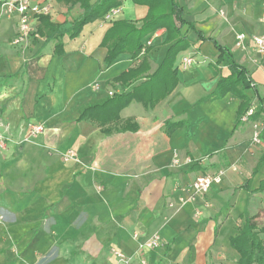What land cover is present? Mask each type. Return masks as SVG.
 I'll list each match as a JSON object with an SVG mask.
<instances>
[{
	"label": "crops",
	"instance_id": "1",
	"mask_svg": "<svg viewBox=\"0 0 264 264\" xmlns=\"http://www.w3.org/2000/svg\"><path fill=\"white\" fill-rule=\"evenodd\" d=\"M177 1L189 43L176 59L178 84L154 110L132 101L110 125L111 135L80 120L81 111L110 92H129L118 79L146 51L152 71L163 63L174 43L166 29L149 34L136 58L125 52L106 62L107 31L118 21L141 26L149 7L122 0L119 13L110 11L72 39L67 33L80 5L37 0L51 6L49 21L64 36L47 41L38 19L28 44L17 47L19 17H0V136L19 142L26 124L45 128L30 143L0 148V264H116L113 250L132 264H237L231 239L245 224L241 216L256 217L264 229V191L257 192L264 167L253 174L264 147L252 143L262 121L237 126L240 99L231 92L215 97L220 78L230 75L217 66L219 46L247 72L253 106L258 96L264 100V55L253 42L264 36V0ZM185 58L194 60L186 70ZM167 122L181 125L167 134ZM125 123L136 130L121 131ZM69 151L76 159L65 161ZM220 170L221 184L194 194L198 177ZM155 235L164 246L139 253V243Z\"/></svg>",
	"mask_w": 264,
	"mask_h": 264
},
{
	"label": "trees",
	"instance_id": "2",
	"mask_svg": "<svg viewBox=\"0 0 264 264\" xmlns=\"http://www.w3.org/2000/svg\"><path fill=\"white\" fill-rule=\"evenodd\" d=\"M139 5L149 7V15L137 26L131 22L118 21L107 31L102 45L109 50L106 62L111 65L119 54L131 52L133 57H137L144 49L143 40L160 29L168 32V42H174L163 61V63L152 71L150 63L146 57L147 51L139 66L129 74L121 76L118 81H122L131 90L127 93L114 95L107 101L90 105L81 111L80 120L89 121L97 125L103 133L111 135L115 129L110 127L113 123H118L119 112L127 107L132 101L141 102L149 111L154 110L163 100H165L176 88L178 84L177 70L175 63L180 52L189 48L187 37L182 34L186 23L183 19V12L177 0H132ZM73 4H79L82 10L81 15L76 19L71 29L68 31L70 38L78 37L84 26L105 17L107 13L122 7V0H70ZM41 23L47 34V41L52 39L60 40L64 33H61L58 26L51 24L49 16H41ZM192 28V26H190ZM221 53L217 66L227 67L230 75L221 77L218 83L215 97L221 98L227 93L234 94L240 99L241 105L238 113L237 126L243 124L242 118L253 106L252 100L245 94L251 88V81L243 67L236 64L232 53L225 48L218 46ZM258 105L255 113L250 118L251 121L261 120L264 125V100L257 97ZM121 128V131L131 129L136 130L135 125ZM181 123L167 122V134H171ZM264 139V129L262 132ZM264 167V151L254 169L253 174H257ZM264 191V182L257 192ZM245 224L240 235L231 239V247L238 253L237 264H264V229L260 230L256 217L242 215Z\"/></svg>",
	"mask_w": 264,
	"mask_h": 264
},
{
	"label": "built area",
	"instance_id": "3",
	"mask_svg": "<svg viewBox=\"0 0 264 264\" xmlns=\"http://www.w3.org/2000/svg\"><path fill=\"white\" fill-rule=\"evenodd\" d=\"M51 6H41L37 0H0V17L12 18L13 16L19 17L18 31L17 35L13 40L14 46L27 45L29 39L35 32V23L41 16H49L51 14ZM121 9H116L113 11L114 14L119 13ZM246 39L245 34H240L237 36V47L242 48ZM254 45L257 51L264 55V36L255 37L253 39ZM194 64L193 58H185L182 61L183 68L189 69ZM112 92L109 96H113ZM255 113V107L249 109L246 115L242 118L243 123H248L250 118ZM264 129L263 123L254 124V132L252 143L254 145H261L263 143L262 132ZM45 132V128L42 125L28 123L23 127V136L20 141H15L10 136H0V148H5L8 142L17 143L19 145L30 143L33 139L42 136ZM71 159H76V154L74 151H69L65 157V161ZM174 163L178 164V156H175ZM232 170L236 171L233 167ZM226 172L220 170L216 173L205 174L198 177L191 185V190L196 195H206L213 186L219 185L223 182ZM137 238V235L134 236ZM164 246V242L159 235H155L146 242L139 243L138 252L142 253L144 251H156ZM113 255L115 256L117 262L116 264H132V258L126 256L121 251L113 250ZM139 264H152L146 259H141Z\"/></svg>",
	"mask_w": 264,
	"mask_h": 264
},
{
	"label": "rangeland",
	"instance_id": "4",
	"mask_svg": "<svg viewBox=\"0 0 264 264\" xmlns=\"http://www.w3.org/2000/svg\"><path fill=\"white\" fill-rule=\"evenodd\" d=\"M263 95H264V91H263ZM261 147L263 146L264 147V143H262V145H260ZM258 223V222H257ZM258 227H259V224H258ZM259 229L260 230H262L260 227H259ZM261 238H263L262 236H261Z\"/></svg>",
	"mask_w": 264,
	"mask_h": 264
}]
</instances>
